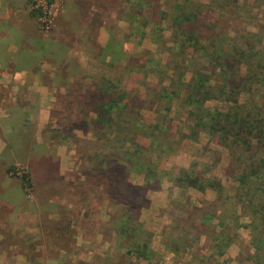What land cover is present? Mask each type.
Returning <instances> with one entry per match:
<instances>
[{"label":"rangeland","instance_id":"1","mask_svg":"<svg viewBox=\"0 0 264 264\" xmlns=\"http://www.w3.org/2000/svg\"><path fill=\"white\" fill-rule=\"evenodd\" d=\"M178 1L160 0L161 18L153 17L162 28L158 44L151 39L154 32L149 23H154L153 19L144 12L132 18L125 0H81V12L70 16L75 26H69L70 37L63 32L67 24L58 21L65 0L33 1L32 8L39 10L35 17L39 36L50 37L55 46L51 49L54 60L58 56V61L46 59L37 66L45 70L57 67L61 74L38 79L51 85L53 101L46 109L49 119L37 133V152L6 149L0 156V264H264V214L253 207L264 206V151L255 148V161L241 151L236 155L240 159H231L232 153L220 138L203 132L194 138L183 95L170 102L160 97L164 87L170 92V79H177L172 74L176 61L167 47L171 46V7ZM196 1L205 5L207 23L222 30L220 34L227 35L229 41L239 39L244 46L245 59L231 73L245 76L249 65L264 62V0ZM143 4L148 6L147 2ZM133 24H144L145 30L133 27L134 35L130 29ZM98 27L106 33V43L98 42ZM109 40L110 49L105 50ZM25 46L31 50L29 44ZM112 53L113 58L109 56ZM165 75L171 77L165 79ZM102 79L127 94L125 102L134 116L167 127L161 134L166 135L169 145L159 150V157L158 149L136 129L138 133L125 129L114 135L112 128L96 124L97 116L91 109L84 115L83 93L94 90L95 83ZM228 85L230 95L234 92L231 79ZM239 87L235 94L238 102L245 104V111L264 112V86L250 79ZM9 92L0 102V145L12 146L11 140L25 129L27 138L33 140L35 125L33 118L7 117L12 110L9 105L13 108L25 102L22 96L15 99L14 92L11 96ZM226 100L210 99L205 107L226 110L235 104ZM127 118L125 114L122 121ZM131 139L148 149L144 153L141 150L145 156L142 160L134 157L140 146L135 147ZM109 160L124 166L128 184L146 189L140 195L149 200L148 206L141 209L138 223L126 219V226L138 229V239L149 243L153 255L148 260L126 253L130 246H120L125 241L118 239L113 226L107 227V220L120 208L112 207L97 174L107 168ZM61 161L69 167L65 170L62 166L66 171L62 174ZM251 161L260 171L256 176L242 175ZM149 162L156 164L158 173L163 172L160 181L146 180ZM179 169L215 178L224 191L217 194L208 188L199 191L178 186L175 177ZM25 174L31 187L20 179ZM104 182L113 184L107 179ZM116 223L121 224L119 220ZM214 228L226 230L225 240H230L222 254L213 243ZM95 231L97 240L105 244L94 239Z\"/></svg>","mask_w":264,"mask_h":264},{"label":"trees","instance_id":"2","mask_svg":"<svg viewBox=\"0 0 264 264\" xmlns=\"http://www.w3.org/2000/svg\"><path fill=\"white\" fill-rule=\"evenodd\" d=\"M125 1L130 4L129 13L132 18L136 19V17L141 16L140 13L144 12L145 15L153 19L154 23H149L154 32L151 39L157 44L161 43L162 28L159 26V21L153 18L155 15L161 18V14L158 13L161 6L160 0ZM144 2L148 3L147 7L143 6ZM166 3L169 4L168 1ZM211 3L213 4L214 2L211 0ZM204 7L203 3L196 0H180L171 7L173 9L171 46L167 47V51L176 61L175 68L171 69L172 71L174 70L172 74L177 79H170V84H168L170 92H168V88L164 87L160 92V97L163 100H167L166 102H170L173 97L180 98L182 95L184 96V104L192 121L190 131L195 139L200 132L211 137H217V139L220 138L221 143L228 146L232 153L231 159H240V156L236 155L241 151L248 154L249 159L255 161V154L253 153L255 148L256 150L264 151V112L261 109L251 112L248 108L245 111V104L238 102L235 93L240 90L239 86L242 81H250V79L254 80L255 84L264 86V62L259 61L258 65H249L245 76L236 77L235 72L231 73L230 71H234L236 67L239 68L238 66L245 59L244 46L239 39L234 38L229 41L227 35L220 34L222 30H215L216 28H214L213 24L207 23L206 17L203 15ZM38 12V8L33 7L31 16L36 17ZM133 27L140 32L145 30L144 24L139 26H134L133 24L130 29L134 35ZM127 36L129 37L130 34ZM110 45L109 40L104 49L109 50ZM38 49L39 55L43 60L47 59L49 61L51 59L47 57V55L53 54L51 49L42 45L38 46ZM112 52L115 53L114 50ZM113 53L109 55L111 58L114 57ZM165 66L168 67L167 64ZM188 67H191V70H187ZM218 67H220L219 70H217ZM166 75L164 76L165 79L168 77ZM230 79L234 86V92L230 91V95H228ZM83 94L84 115H87L89 109H91L97 116L96 124L100 128H112L115 132L114 135H120L125 129L132 131L133 134L139 132L149 139V145L158 149V157L160 155L159 150L161 152L168 147V138L166 135L161 134V131L167 129V127L161 124H148L140 120L138 116H134L131 109L129 110L128 103L125 102L127 94L124 91H117V88L110 85L107 80L102 79L101 82L95 83L94 90ZM233 95H236L234 99ZM210 99H227L226 101H234L235 104L226 110H210L205 107L206 101ZM125 114H127L128 118L123 122L122 119ZM131 143L135 147L140 146L134 157L142 160L145 156L142 155L141 150L144 153L148 149H145L144 146L142 148L137 141L132 140ZM136 161L135 163H140ZM252 161L246 164L242 175L256 176L257 171H260L258 167H254L256 163H252ZM149 163L144 174L146 180L160 181L163 177V172L159 171L158 173L156 164L153 162ZM123 171L125 170L122 164L116 160H109L107 168L99 169L97 172V174L101 175L100 181L103 184L104 191L107 193L110 204L115 209L120 207L119 212H115L107 220V227L113 226L118 239L125 241L124 244L119 243L120 246H130L126 253H132L137 257L148 260L153 255V252L148 249L149 243L147 240L141 242L138 239V229L126 226V219L138 223L137 218L141 209L148 206L149 200L142 196L146 189L128 184ZM175 178L178 186L194 187L199 191L208 188L217 194H221L224 191L223 185L215 178H202L199 173L191 172L188 169H179ZM20 179L23 184L31 187L30 180L26 174ZM105 179L113 184L106 185ZM238 179L240 182L243 181L241 177H238ZM22 186L23 189L26 187L25 185ZM138 188L139 190H136ZM262 191L264 192V186H262ZM253 207L255 209L259 208L260 212L264 214V206L256 205ZM204 214L207 213L205 212ZM117 220L121 224L117 225ZM211 234L214 246L217 250L220 249L219 252L222 254L230 244L229 239L225 240L227 236L226 230H215L214 228Z\"/></svg>","mask_w":264,"mask_h":264},{"label":"crops","instance_id":"3","mask_svg":"<svg viewBox=\"0 0 264 264\" xmlns=\"http://www.w3.org/2000/svg\"><path fill=\"white\" fill-rule=\"evenodd\" d=\"M33 1L34 0H0V102L1 99L5 98V93L9 90L10 92L8 94L11 96L10 93L13 91L15 99L17 96H22L25 102L16 103L13 108L9 105L12 110L8 111L7 117H9V115L17 117L25 116L27 120L33 118V125H35L33 129L35 132L33 140L27 138L28 130L25 129L21 135H15L16 139L13 138L11 140L13 142L12 146H8V144L0 145V156L4 155L6 149L14 152L15 150L20 151L23 148L29 150L30 154L37 152L36 149L40 147L37 143L39 142L37 133L41 125L49 119V110L46 109L49 108V104L53 101L52 92L49 87L51 85L39 81L38 79L45 76L51 78V76L54 77L61 74L60 68L53 67L45 70L37 66L38 62L43 60L39 55L38 46L42 45L44 47V45H47L46 48L49 49H53L55 46H52V42L48 40L50 37L45 38L39 36L37 22L35 17L31 16ZM80 2L81 0H65L64 2V10L58 17V21L63 20L64 23L67 24V26L63 28V32L66 34L65 36L70 37V25L75 27L71 23L74 18L70 16H73L74 13L77 14L81 12L79 6ZM58 24L59 23L56 22V25ZM81 27H83V24ZM91 28L93 30V27ZM89 29L87 31H89ZM100 29L101 27H98L97 40L99 43H106L108 40L105 36L106 33ZM27 44H29L31 50L25 46ZM52 53L51 56L47 57L51 58V62L58 61V56L56 55V60H54L53 50ZM18 99H20V97H18ZM13 100L11 101L14 102ZM34 109H37L38 112L34 111ZM18 125L21 126L20 122ZM20 130H22V128L18 129L17 132H20ZM57 155L60 156V159L63 158L60 152H58ZM62 166L66 167L65 170L69 169L66 161H61V174L66 172ZM92 236L97 242L105 244L102 239L97 240L99 236L97 231L93 232Z\"/></svg>","mask_w":264,"mask_h":264},{"label":"built area","instance_id":"4","mask_svg":"<svg viewBox=\"0 0 264 264\" xmlns=\"http://www.w3.org/2000/svg\"><path fill=\"white\" fill-rule=\"evenodd\" d=\"M44 13V12H43ZM43 26L47 27V24H43Z\"/></svg>","mask_w":264,"mask_h":264}]
</instances>
